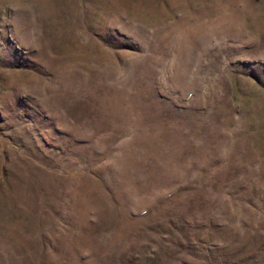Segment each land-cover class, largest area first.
I'll return each mask as SVG.
<instances>
[{"label":"rangeland","instance_id":"obj_1","mask_svg":"<svg viewBox=\"0 0 264 264\" xmlns=\"http://www.w3.org/2000/svg\"><path fill=\"white\" fill-rule=\"evenodd\" d=\"M0 264H264V0H0Z\"/></svg>","mask_w":264,"mask_h":264}]
</instances>
